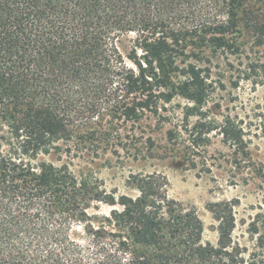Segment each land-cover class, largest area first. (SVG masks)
Listing matches in <instances>:
<instances>
[{
  "label": "trees",
  "instance_id": "trees-1",
  "mask_svg": "<svg viewBox=\"0 0 264 264\" xmlns=\"http://www.w3.org/2000/svg\"><path fill=\"white\" fill-rule=\"evenodd\" d=\"M245 38L264 46V0H0V264H247L228 203L212 210L213 245L164 174H131L137 193L115 194L70 168L137 140L145 119L169 122L176 97L202 116L179 126L193 148L211 132L236 147L264 134V97L245 124L198 112L211 91L204 49L242 54ZM255 171L264 182V164ZM253 225L263 245L264 218Z\"/></svg>",
  "mask_w": 264,
  "mask_h": 264
},
{
  "label": "rangeland",
  "instance_id": "rangeland-1",
  "mask_svg": "<svg viewBox=\"0 0 264 264\" xmlns=\"http://www.w3.org/2000/svg\"><path fill=\"white\" fill-rule=\"evenodd\" d=\"M134 38V33L120 38L123 54L129 52ZM246 46L242 54L204 49L203 59L197 64L210 72L211 91L198 112H206L205 116L218 121L229 116L243 120V124L251 122L255 106L264 97V46L248 42ZM193 106L188 100L174 98L166 104L167 111L173 113L169 122L157 125L153 118L145 119L136 142L118 148L115 154L74 158L70 168L76 174L90 168L101 187L115 194L137 193L128 183L131 174L153 171L164 174L169 182V196L196 211L203 223V240L213 245L218 242V221L212 210L228 203L235 218L232 236L246 248L247 264H264V244H259V233L253 231V222L264 218V182L255 171L264 164V134L249 130L243 144L236 147L211 132L208 139L193 148L184 129L179 127L185 113L189 114L188 121L183 119L187 128L202 118L197 112L198 115L191 114ZM169 129L181 131V137L175 135V144L167 140ZM40 158L55 164L69 160L61 156L58 161L55 155ZM101 210L108 212L109 207L101 205Z\"/></svg>",
  "mask_w": 264,
  "mask_h": 264
}]
</instances>
